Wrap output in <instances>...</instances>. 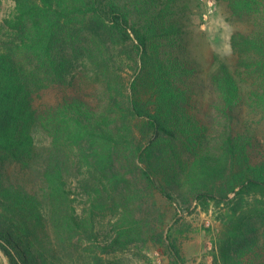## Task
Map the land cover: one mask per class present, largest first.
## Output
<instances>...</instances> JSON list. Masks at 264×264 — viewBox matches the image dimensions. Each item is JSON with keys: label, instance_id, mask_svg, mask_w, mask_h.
<instances>
[{"label": "trees", "instance_id": "obj_1", "mask_svg": "<svg viewBox=\"0 0 264 264\" xmlns=\"http://www.w3.org/2000/svg\"><path fill=\"white\" fill-rule=\"evenodd\" d=\"M8 1L0 0V247L9 264H107L104 255L157 236L136 214L138 196L232 204L233 213L256 199L264 210V166L232 138L220 153L204 144L181 87L187 65L162 49H182L188 1ZM229 2L239 17L250 5ZM247 37L234 34L236 50L240 40L264 46ZM84 78L102 96L68 92L40 103L52 81L72 87ZM214 81L235 107L239 86L225 63ZM18 162L31 171L25 184L7 167ZM239 219L220 248L224 264H254L264 253V222ZM164 240L173 262L187 264L173 234Z\"/></svg>", "mask_w": 264, "mask_h": 264}, {"label": "rangeland", "instance_id": "obj_2", "mask_svg": "<svg viewBox=\"0 0 264 264\" xmlns=\"http://www.w3.org/2000/svg\"><path fill=\"white\" fill-rule=\"evenodd\" d=\"M185 1L189 5L181 19L185 32L182 49L168 45H163L162 49L180 57L181 69L187 65L188 76L183 77L181 87L189 103V112L196 115L205 130L204 144L220 153L225 141L232 138L237 142L239 152L246 154L252 164L264 166V46L262 43H258L257 47L248 44L244 48L241 45L245 44L240 40L241 45L236 50L233 41L237 32L247 35L249 39L254 36L264 41V1L258 5L249 0L250 5L245 7L243 17L234 14L235 8L229 0ZM4 5L10 6L9 1L4 0ZM156 38L164 40L162 37ZM238 50L244 52L243 56ZM221 62L229 67L239 86L237 104L232 109L222 100L214 81V74ZM127 66L124 74L129 79L133 70ZM51 83L40 94L41 104L56 103L68 92L87 95L98 90V96L103 94L100 85L88 78L76 79L72 87L58 80ZM7 167L10 176L18 177L19 183L27 182V174L31 171L24 169L21 163H8ZM250 200L233 213L230 211L232 204L209 203L204 206L194 200L182 203L180 199H166L160 193L145 196L144 199L138 196L134 198L136 214L146 219L157 236L131 245L116 255H104V258L107 264H175L164 240L167 233H171L182 249L187 264H224L220 248L224 239L231 236L229 230L240 225L239 218L250 221L255 228L264 222L263 205L256 199ZM76 202L82 209L83 199L77 197ZM103 226L107 228L104 232L111 228L108 218ZM160 233L164 237L158 236ZM105 238L100 235V239ZM2 252L9 263L0 247L3 264L6 262ZM254 260V264H264L263 251L260 250Z\"/></svg>", "mask_w": 264, "mask_h": 264}, {"label": "water", "instance_id": "obj_3", "mask_svg": "<svg viewBox=\"0 0 264 264\" xmlns=\"http://www.w3.org/2000/svg\"><path fill=\"white\" fill-rule=\"evenodd\" d=\"M1 254H2V256H3V258H4L5 262H6V264H9V263L7 262V259H6L5 255H4V253L2 252Z\"/></svg>", "mask_w": 264, "mask_h": 264}]
</instances>
